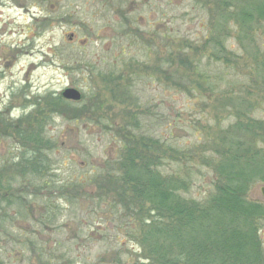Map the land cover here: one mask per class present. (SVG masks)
<instances>
[{
	"label": "rangeland",
	"instance_id": "1",
	"mask_svg": "<svg viewBox=\"0 0 264 264\" xmlns=\"http://www.w3.org/2000/svg\"><path fill=\"white\" fill-rule=\"evenodd\" d=\"M244 2L0 0V264H147L106 192L112 161L125 137L156 140L182 197L214 190L221 137L264 128V20L242 27ZM69 87L82 98L62 104ZM33 135L52 145L41 177L22 175Z\"/></svg>",
	"mask_w": 264,
	"mask_h": 264
},
{
	"label": "trees",
	"instance_id": "2",
	"mask_svg": "<svg viewBox=\"0 0 264 264\" xmlns=\"http://www.w3.org/2000/svg\"><path fill=\"white\" fill-rule=\"evenodd\" d=\"M236 13L242 27L264 20V0H245ZM61 101L56 98L50 103ZM63 110L73 114L69 106ZM232 131L240 134L222 136L219 150L214 149L221 158L213 164L218 179L202 202L182 197L188 179L159 169L163 157L158 154V141L145 145L134 142V136L125 137V147L112 161L114 168L105 187L112 195L115 215L140 246L147 264H264L259 235L264 204L246 197L251 184L264 182V148L257 146V138L264 139V128L238 121ZM243 134L251 137L248 140ZM24 141L34 145L32 157L21 160L22 175L43 176L47 165L42 150L52 146L50 140L33 135Z\"/></svg>",
	"mask_w": 264,
	"mask_h": 264
},
{
	"label": "water",
	"instance_id": "3",
	"mask_svg": "<svg viewBox=\"0 0 264 264\" xmlns=\"http://www.w3.org/2000/svg\"><path fill=\"white\" fill-rule=\"evenodd\" d=\"M61 97L66 100H71V101H80L82 98V94L80 93L79 90L75 88H65L61 92ZM262 196L264 197V186H261L260 188Z\"/></svg>",
	"mask_w": 264,
	"mask_h": 264
},
{
	"label": "flooded vegetation",
	"instance_id": "4",
	"mask_svg": "<svg viewBox=\"0 0 264 264\" xmlns=\"http://www.w3.org/2000/svg\"><path fill=\"white\" fill-rule=\"evenodd\" d=\"M259 202H261V203H263V204H264V197H263V201H259Z\"/></svg>",
	"mask_w": 264,
	"mask_h": 264
},
{
	"label": "bare ground",
	"instance_id": "5",
	"mask_svg": "<svg viewBox=\"0 0 264 264\" xmlns=\"http://www.w3.org/2000/svg\"><path fill=\"white\" fill-rule=\"evenodd\" d=\"M27 54H29V53H27Z\"/></svg>",
	"mask_w": 264,
	"mask_h": 264
}]
</instances>
